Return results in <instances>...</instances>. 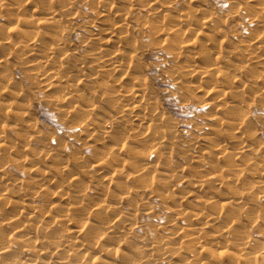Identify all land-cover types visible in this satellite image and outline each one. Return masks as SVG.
Returning a JSON list of instances; mask_svg holds the SVG:
<instances>
[{"label":"bare ground","instance_id":"bare-ground-1","mask_svg":"<svg viewBox=\"0 0 264 264\" xmlns=\"http://www.w3.org/2000/svg\"><path fill=\"white\" fill-rule=\"evenodd\" d=\"M57 3L61 5L57 7ZM74 4L75 0H0V15L16 19L11 27L0 22V189H3L0 201L13 204L9 200L18 198L13 190L17 189L15 193L23 195L28 189H22L21 183L10 179V167L17 164L12 154L18 151L19 145L14 140L20 143L26 138L25 129L33 130L38 125L30 87L52 93L49 102L74 116L73 126L86 135L85 143L93 151L92 155L68 157L63 145H59L36 154V163L29 175L39 174V177L28 184L46 182L56 186L51 213L60 210L62 202L68 199L79 198L80 201L69 205L47 226L39 225L41 207L38 205L26 202L16 210L7 207L1 213L6 218L0 226V264H53L42 258L51 252L66 254L61 264H86L88 259L94 264L102 261L99 255L109 258L103 264H116L118 260L120 264H148L158 252H161V260L172 264L182 253L192 251L196 243H181V247L173 252L167 244L163 245L165 239L156 236L145 247H139L131 244L129 232L140 209L151 205L147 204L148 200H176L174 193L161 191L165 189V179H173L179 172L191 169L192 173L184 180L193 186V190L208 189L213 194L227 190L229 193L207 197L205 204L212 210L209 213L202 211L207 222L218 225L211 240L212 246L221 250L220 257L230 255L232 264H264V233L260 242L239 229L241 217L245 216L253 224L258 222L260 212L258 216L253 213L258 209L264 212V158L260 157L262 147L254 143L258 129L251 124L252 118L261 120L251 114L257 101H245L249 89L247 83L237 86L240 83L237 76L246 73L250 66L255 70L250 74L252 82L264 80V30L247 43L240 42L239 27L244 21L236 19L242 10L233 8L238 12L235 11V25L228 32L226 23L216 21L215 14H207L200 8L189 9L180 18H174L178 25L161 33L176 46V50L169 49L170 57L180 58L182 50H188L193 64L188 79L199 82L189 83L193 84L191 88H208V96L215 97L210 104L222 108L225 119L221 125L229 129L226 134L223 132L228 137L225 142L220 143V132L206 134L192 142L182 153L188 165L177 170L172 169V156L182 146L171 143L172 129L166 126L170 118L164 112L154 84L144 75L139 63L150 46L133 38L135 32L143 33L148 21L139 24V28L131 27L132 10L116 12L113 2L98 0L91 8L97 19L88 20L87 24L93 28L98 22L103 27L98 29L99 34L92 32L89 38L91 42H99V46L83 52L72 62L66 34L71 27L69 17L79 15L77 12L69 14ZM168 4L170 2L154 0L141 7L157 6L154 12L161 19L157 24L165 26L173 18L165 11ZM247 12L253 14L249 20L258 21L264 13V2L257 8H248ZM202 14L204 17L199 19ZM112 17L116 20L112 21ZM178 32L195 33L196 37L184 42ZM174 35L176 38L172 37ZM200 37H205L203 43H200ZM227 45H232L228 51L225 50ZM18 54L30 58L24 66L28 70L24 79L29 81V88L10 75L11 59L21 56ZM86 57L92 60L91 63H80ZM232 58L238 63L225 68L218 66L219 60L229 64ZM89 68L94 70L91 75L86 72ZM174 76L168 75L167 79L174 80ZM176 84L182 85L183 81L177 80ZM81 87L83 91L79 90ZM70 101L74 103L69 109L64 108ZM105 101L111 106V112L104 114L105 119L97 117L98 123L92 118L100 113L99 103ZM100 132L102 140L109 138L111 142L109 147L103 145V150L98 148L101 143L96 140ZM230 144L237 145L234 151L228 150ZM246 153L255 157L248 158ZM21 160L28 161L27 158ZM46 160H51L53 165L43 170ZM73 165L79 166L77 173L65 179L62 173L68 172ZM114 165L118 168L113 169ZM246 174L254 181H247ZM120 175L124 176V183H116ZM83 178L88 180L87 184H83ZM92 185L99 192L88 198ZM256 190H259L258 194ZM188 214L182 213L176 219L187 218L190 222ZM51 218L49 212L43 215L44 220ZM22 220L25 222L18 225ZM15 224L18 226L13 229L14 233H7L6 228ZM193 231L192 227H184L179 235ZM15 235L19 237L15 238ZM65 248L70 249L66 251ZM15 249L21 257L6 260L4 257L14 253ZM80 254L81 258L78 257ZM192 262L186 259L182 264Z\"/></svg>","mask_w":264,"mask_h":264},{"label":"rangeland","instance_id":"rangeland-1","mask_svg":"<svg viewBox=\"0 0 264 264\" xmlns=\"http://www.w3.org/2000/svg\"><path fill=\"white\" fill-rule=\"evenodd\" d=\"M97 1L98 0H75V4L71 6L72 9L69 10V14H74L76 12L79 14L77 17L71 16L69 17L70 19H68L71 27L66 34V40L69 42L67 51L70 54L72 62H74L77 57L81 56L83 52L92 51L99 46V42H91V39L89 38H91L90 35L92 32L99 34L98 29L103 27L98 22L95 23V27L93 28L87 24L88 20L97 19L95 18L97 15L93 14L91 10L92 6L95 5ZM105 1L113 2L117 9L115 10L116 12L128 8L132 10L131 18L129 19L131 27L139 28V24L148 21V25L143 29V33H140L139 31L135 32L133 38L141 42L142 45L150 46L144 56L139 59V63L142 65L144 75L154 84L164 112L170 118L169 123L166 126L172 129V138H174L171 140V143H179L181 144L180 146H182L180 149L174 151L172 156V169L178 170L182 169L181 167H186L188 165L187 158H184L182 153L186 151L187 147H189L192 142L199 141L200 138L206 134L220 132L222 135L220 143L227 141L228 137L224 135V133L226 134V132H229V129L221 125L225 119L224 112L221 107H218V104H215V106L210 104L211 100L215 97L208 96L207 87L200 89L201 91L191 88L193 84H199V82L197 80L193 81L188 79L190 71L193 70V64L192 60L189 58L188 50L183 49L180 58L170 57L169 49L176 50V46H173L171 42L166 40L168 38L166 34L161 35V33L167 28H172L173 25H178L177 21L173 20L174 18H180V15L186 13L189 9L198 10L200 8L205 9L207 14H215L216 21L226 23V31L229 32L235 25L233 16L238 12V10H233V8H239L242 11L236 21H244L243 26L239 27L241 31V37L239 40H241L240 42L247 43L264 30V13L259 16L258 21L249 20L250 17H253V14L247 12L248 8H257L264 2V0H160V3L170 2L165 11L169 12L173 17L172 20L169 19L167 21L165 26L159 25V23L157 24V22L161 20L154 12V9H156L157 6H147L146 8L141 7V5L152 3L154 0H133L132 2L128 0ZM60 5L61 4L57 3V7ZM203 17L204 15L202 14L199 19ZM111 19L112 21L116 20L113 17ZM0 22L11 27L16 23V19L14 17L6 18L4 15H0ZM184 30L185 28L182 29V31ZM180 33L181 32H178L177 35H180L184 42H187L190 39L194 40L196 37L195 33L189 35ZM172 37L176 38V35ZM199 40L200 43H203L205 37H200ZM231 47L232 45H227L225 46V50L228 51ZM18 55L21 56H13L11 59L10 63L12 68L10 75L20 79L22 85L29 88V81L24 79V75L28 70L27 68H24V66L25 62L30 58L24 54ZM91 61V59L86 57L80 63L87 64L91 63ZM240 61L243 62L242 59ZM217 63L219 67L225 68L232 63L237 64L238 61H236L235 58H232L229 64L222 60H219ZM179 67H182L183 69L179 70ZM253 69L254 67L250 66L246 73L237 76L240 79V83L237 86L247 83L249 89L246 93L245 101L251 102L250 100L253 99L257 101L256 105L251 110V114L252 117H261V120H254V118H252L251 124L254 128L258 129L254 143L262 147L260 157L264 158V80L260 83H253L250 78V74H252L251 72H255ZM86 72L88 75H91L94 73V70L93 68H89ZM171 74L176 75L173 77L174 80L167 79L168 75ZM230 74L232 76L235 75L233 72H230ZM177 76L178 78H176ZM117 77H119V75ZM177 80L183 81V84H176ZM191 82H193V84L190 85L189 83ZM83 89L84 88L81 87L79 90L83 91ZM30 93H33L35 97H33L34 114L38 120V125L33 130L25 129L26 138L20 143H17V141L14 140V142L19 145L18 151L12 154V158L17 160V164L10 167V179L21 183L22 189H28H25L23 195L15 193L17 189H12L14 194L18 196V198L9 200L12 201L13 204L8 201H0V226L4 224L6 218V216L3 214L1 215V213L7 207H9L8 209L16 210L19 205L26 202L35 206L38 205L41 207V214L38 217V221H40L39 225L47 226L57 215L66 211L69 205H73L80 201L78 200L79 198L68 199L62 202V208L60 210L51 213L50 204L53 202L51 199L57 191L56 186H51L46 182H43L42 185L29 186L28 184L33 178L39 177V174L29 175L32 165L36 163V154L42 153L44 149H54L59 145H63L65 155L68 157L72 155H77L76 157L92 155L93 153L85 143V139H88L86 135H82V133L73 126L74 116L62 112L61 107L54 106L49 102L52 93H46L44 90H38L33 87H30ZM100 93L102 92L100 91ZM73 103L74 101H70L68 106H65L64 108L69 109V106ZM99 107L100 113L94 115L92 118L93 120H97V117L105 119L103 118L105 117L104 114H109L111 112V106L106 103V101L99 103ZM56 108L59 109L57 110ZM97 122L99 123L100 121L97 120ZM101 137H103L102 132L98 134L96 140L101 143L98 148L103 150L102 146L104 145V148L109 147L111 142L109 141V138L102 140ZM207 146L212 147L210 144ZM236 146L230 144L228 150L230 152L234 151ZM25 149H28V151ZM19 152H22V154ZM162 153H165V151ZM246 157L251 158L255 156L252 153H246ZM23 158H27L28 161L26 163L23 162L21 160ZM52 165L53 162L51 160H46L42 169L47 170L46 168L51 167ZM77 168H79V166L73 165L68 172L62 173V175L65 179L69 178L72 173H77ZM116 168H118V166L114 165L113 169ZM192 171L193 170L191 169L185 173L179 172V175L173 179H165V189L162 188L161 191L174 193L176 200L168 199L167 201H159L156 198L148 200L147 204L151 205L142 207L138 212L137 217H135L132 222L133 229L129 232L131 244L145 247L151 242L150 239L158 236L165 239L163 245L167 244L166 247H169L170 251L176 252V250L181 247V243H184L185 245L196 243V246L192 248V251L182 253L172 264H182L186 259L193 261L192 264H232L230 255H223L224 257H220L221 250L212 246L213 241L211 240V237L215 234L218 225L213 226V224L207 222L206 216L202 217V211H207L209 213L212 210L210 206H206L205 204V200L208 199L207 197H215L217 195L227 196L229 193L227 190L220 191L217 194H213V192L208 189L201 192L193 190V186L187 184V182H185L186 180H184V178H187ZM123 177V175L118 176L115 180L116 183L118 181L119 183H124L125 178ZM246 179L249 182L254 181L253 177L251 178L248 174H246ZM87 181V179H82L83 184H87ZM2 190L3 189H0V194L2 193ZM97 192H99V190L92 185L88 198H92L94 196L93 194H96ZM258 192L259 190L255 191L256 194H258ZM49 193H52V195L50 196ZM202 201L203 204H201ZM124 211L127 210L124 209ZM48 212L52 218L50 220H44L43 215ZM258 212H260V218L258 222L253 224H250V221L245 216L241 217L239 229L246 231L252 240H258L261 242L263 241L261 235L264 233V212H261L258 209L256 210V213H253V216H258ZM182 213H189L188 216H190V222H188L187 218H183L182 220L176 219L177 216ZM24 222L25 220H22L18 225L23 224ZM18 225L15 224L10 228H6V232L13 234V229ZM184 227H192L194 231L185 232L183 235H179V231L182 228L184 229ZM187 235L198 238L191 239V237L189 238ZM14 237L18 238L19 236L15 235ZM103 246L107 247V244ZM16 248L18 249V246ZM17 249H15L14 253L4 258L6 260H11L15 257L20 258L21 254ZM65 249L67 251L70 248ZM65 256V253L54 254V252H51L42 258L44 261H51L53 264H61V261ZM81 256L82 255L80 254L78 257L81 258ZM99 258H101L102 261H95L94 264H103L102 262L109 260L106 255H99ZM161 258V252H158L151 258L150 263L148 264H167L165 261L161 260ZM92 261V259H88L86 264H93ZM116 264H120V260H118V263Z\"/></svg>","mask_w":264,"mask_h":264}]
</instances>
